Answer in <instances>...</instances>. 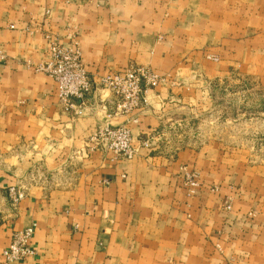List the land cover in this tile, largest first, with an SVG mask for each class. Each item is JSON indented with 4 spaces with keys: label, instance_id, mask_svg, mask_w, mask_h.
I'll return each instance as SVG.
<instances>
[{
    "label": "crops",
    "instance_id": "0c3cea01",
    "mask_svg": "<svg viewBox=\"0 0 264 264\" xmlns=\"http://www.w3.org/2000/svg\"><path fill=\"white\" fill-rule=\"evenodd\" d=\"M50 39L74 43L91 78L159 76L135 122L104 89L62 105L36 71ZM229 78L264 103V0H0V264L29 226L35 253L10 264H264V163L184 122ZM104 123L127 126L130 160L91 149Z\"/></svg>",
    "mask_w": 264,
    "mask_h": 264
},
{
    "label": "built area",
    "instance_id": "2783aa9c",
    "mask_svg": "<svg viewBox=\"0 0 264 264\" xmlns=\"http://www.w3.org/2000/svg\"><path fill=\"white\" fill-rule=\"evenodd\" d=\"M50 59L36 67V71L52 78L57 85V97L62 105L71 107V99L84 100L87 95L97 89L110 92L114 98L113 115L130 117L135 122L134 113L141 111L147 104V93L153 90L161 78L152 73L148 68L129 65L121 72L91 78L85 70L79 49L74 43L62 46L56 39L48 43ZM91 149L100 146L104 152L111 154L113 161L130 160L135 155V146L129 129L126 125L112 126L104 123L89 138ZM147 147L148 143L143 142ZM184 187L187 194H193L198 187L195 173L184 174ZM12 205H16L23 194L14 187L8 190ZM225 210L230 209L225 203ZM33 228L28 227L22 231L11 234L10 242L2 251L5 264L22 261L34 255L30 247Z\"/></svg>",
    "mask_w": 264,
    "mask_h": 264
},
{
    "label": "rangeland",
    "instance_id": "374dc122",
    "mask_svg": "<svg viewBox=\"0 0 264 264\" xmlns=\"http://www.w3.org/2000/svg\"><path fill=\"white\" fill-rule=\"evenodd\" d=\"M248 90L246 82L231 78L207 85L203 89L205 98L197 108L201 118H198L199 113H191L192 121L188 118L184 121L186 132L201 130L206 140L225 139L229 145L245 152L250 149L251 159L264 163V103L258 101L256 95L249 96ZM14 188L23 194L21 189ZM6 195L12 205L8 191Z\"/></svg>",
    "mask_w": 264,
    "mask_h": 264
}]
</instances>
